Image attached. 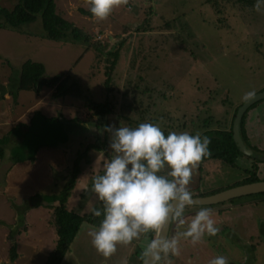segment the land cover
I'll use <instances>...</instances> for the list:
<instances>
[{
  "label": "rangeland",
  "instance_id": "1",
  "mask_svg": "<svg viewBox=\"0 0 264 264\" xmlns=\"http://www.w3.org/2000/svg\"><path fill=\"white\" fill-rule=\"evenodd\" d=\"M15 1L0 0V5L11 8ZM219 1L129 0L127 5L115 8L107 19L101 21L87 13L90 7L87 0H55L59 14L83 31L93 33L94 40L99 39L106 44L102 51L92 41L47 39L39 18L15 29L3 27L0 18V136L10 134V129L19 122L28 123L35 110L46 116H61L68 121L76 118L87 120L84 125L88 126L83 131L75 127V131L68 132L66 142L59 146L40 148L33 161H10L11 150H15L18 139L9 137L4 145L5 156L0 160V219L14 227L5 229L0 224L1 264L3 261H15L12 264L45 263L56 246L53 210L40 205L23 213L16 206L27 207L44 196L56 195L77 151H82L97 138L102 140L105 137V150L99 152L88 147V164L84 159L80 161L81 166L85 165L82 175L86 178L92 176L97 156L112 155L110 134L105 129L131 125L129 121L135 117L125 119L123 116H129L125 105L132 100L134 82L139 84L138 92L134 93L136 97L141 96L139 92L145 85L151 86L150 96L149 93L143 96V107L148 109L146 115H153L157 124L163 125V118L158 121L159 114L168 111L167 116L171 120L184 123L194 130V134L201 133L199 124L208 116L214 118L213 128L218 126L216 120L224 118L229 121L234 108L246 94L254 95L264 87V3L260 12L253 8L257 0L241 9L225 6L223 11H216ZM171 18L190 25L192 38L186 39L182 35L187 50L171 39L172 29L162 28L164 22ZM117 47L116 65L109 84L105 86V70L111 61L108 52L117 50ZM26 60L42 62L48 77L56 73L69 74L94 101H102L106 96L114 99V112L106 117L89 119V110L83 100L70 96L54 97L53 89L46 87L39 94L21 90L15 98L17 70ZM148 63L151 65L149 68ZM140 76L145 78L143 82ZM3 89L11 95H2ZM134 116L139 118L140 114ZM211 159L201 160L193 170L189 184L192 194L203 189L207 194L220 191L245 176L244 170H240L243 166L241 158L237 159L235 167L220 159ZM216 161L221 162L222 170L211 174L207 171V164ZM261 177L264 178V173ZM241 198L238 202L222 206L234 214L236 205L252 202L251 214L264 224V193ZM48 201L53 202L51 199ZM91 201L89 198L88 202ZM68 207L73 208L70 203ZM249 207L247 211L238 206V210L242 216L251 217ZM194 210L196 208H191L189 212ZM92 228L89 222L81 226L60 264H122L124 260L138 264L139 259L131 243L118 244L116 253L110 258L100 255L88 236ZM178 228L182 229V225ZM5 232L16 241L14 260L9 258L12 240H5ZM261 232L258 226L248 230L247 234L238 232L244 244L258 245L254 253L256 260L252 264H264V233ZM230 251L236 253L233 247ZM205 257L212 259L211 255Z\"/></svg>",
  "mask_w": 264,
  "mask_h": 264
},
{
  "label": "clouds",
  "instance_id": "2",
  "mask_svg": "<svg viewBox=\"0 0 264 264\" xmlns=\"http://www.w3.org/2000/svg\"><path fill=\"white\" fill-rule=\"evenodd\" d=\"M89 11L97 20H105L112 11L129 0H87ZM264 0H257L255 11H261ZM253 93L246 94L251 96ZM112 155L98 157L92 169L90 191L100 202L93 216L101 218L88 232L91 244L104 258L117 251L118 244L127 245L142 235L155 233L140 259L143 264H172L169 255L181 254L180 239H190L193 246L205 235L219 232L212 209L201 207L185 220V210L193 205L189 189L193 170L204 157L210 156L209 137L197 132L169 131L165 136L159 124L144 122L136 127L108 126ZM185 225L169 238L163 235L165 225ZM127 264V261H122ZM208 264H229L227 257L217 255Z\"/></svg>",
  "mask_w": 264,
  "mask_h": 264
},
{
  "label": "trees",
  "instance_id": "3",
  "mask_svg": "<svg viewBox=\"0 0 264 264\" xmlns=\"http://www.w3.org/2000/svg\"><path fill=\"white\" fill-rule=\"evenodd\" d=\"M254 1L255 0H221V2L219 1L218 3L219 6L222 5V8L218 6L216 11H223L225 6H229V9H241L252 5ZM87 13L91 14L90 11ZM0 18H2V26L8 29L18 28L24 23H29L39 18L44 30V36L47 39L52 41L70 39L71 41H83L85 43L92 41V43L99 49L106 47V44L101 43V40H94L93 33L83 31L81 28L75 26L73 22L65 19L61 14H59L56 11L55 0H16L11 8L0 5ZM162 28L168 30L172 29L173 33L169 35L171 39H173L180 47H184L186 50L188 49L185 47L186 41L182 38V35H185L186 39L192 38V34L189 33L190 25L187 22L182 23L178 19L171 18L164 22ZM121 43L122 42H120V44ZM118 47L117 50L108 52L109 57H111V61L105 70V86L109 84L112 76V70L116 65L119 51ZM150 66L151 65L148 63L147 68ZM140 80L143 82L145 78L140 76ZM7 85H9V82ZM138 85L139 84L137 82L133 83L132 100L125 105L129 110V116L126 115L123 116V118L128 119V117H135L133 121H129L131 124L129 127H136L140 123L144 122L157 124V118L153 115H146L148 109L147 107H143V96L147 93H149L148 96H150L151 86L149 87L145 85L139 92L141 96L136 97L134 93L138 92ZM45 87L53 89L52 93L54 97L70 96L72 98H79L83 100L85 106L89 110V119H93L95 116L106 117L114 112V105L112 104L114 99L110 100L108 96H106L102 101H94L83 92L80 84L74 79H71L69 74L56 73L53 76L48 77L45 76V67L42 62L32 60L24 61L17 70V80L14 88L15 98H17V94L21 90L34 91L39 94ZM1 93L2 95L5 93L11 95L9 91H4V89ZM126 93L127 92H125V94ZM137 114H140L139 118L134 116ZM167 115L168 111L160 113L158 120L160 122L163 118V125L160 123V127L164 131L165 136H167L169 131H188L189 133L194 134L192 132L194 130L187 128L184 123L181 124L178 120H171V118ZM164 117L169 119L166 120ZM221 120H224V118L219 119V121L216 120V122L218 121L217 130H214L211 126L214 121L212 116H208L205 121L203 120L199 124L202 135L211 133V135L208 136L211 140L209 145L211 155L204 158H218L230 165H233L235 157L240 154V152L233 140L232 128L229 127L228 129H225V126H223L225 122H221ZM86 121L87 120H78V118L68 121L65 118H61V116H46L41 111L35 110L30 115L28 123L19 122L10 129V134L0 136V160L5 156L4 145L11 136L17 138L18 140L16 142L15 150H11L9 157L10 161L14 163L27 160L33 161L40 148H53L66 142L69 136L68 132L71 133L75 131V127L79 130L81 129L80 131L87 129L88 126L84 125ZM241 133L244 137L242 129ZM105 146V137L102 140L97 138L94 143L86 146L82 149V151H77L70 170L64 176V183L56 195L44 196L36 203H31L30 205L27 204V207L16 206V209H20L23 213L28 210V208L43 204L53 210V224L57 236L56 246L48 255L44 264L61 263L63 256L69 249L70 244L74 241V238L83 222H89L94 226L99 224L101 218L87 213L79 214L73 209L67 207V201L76 185L78 175L81 171L80 161L84 159L85 163L89 162L88 147L90 149H95V151H101L105 150ZM257 170L258 168L256 164H254L251 169L246 170L247 176L244 180L238 181L226 188L242 183L258 181L259 177L257 175ZM42 199L44 200L43 202ZM49 199L53 202L48 201ZM148 236H150L151 239L152 233H149ZM15 257V246L12 245L9 249V258L14 260Z\"/></svg>",
  "mask_w": 264,
  "mask_h": 264
},
{
  "label": "flooded vegetation",
  "instance_id": "4",
  "mask_svg": "<svg viewBox=\"0 0 264 264\" xmlns=\"http://www.w3.org/2000/svg\"><path fill=\"white\" fill-rule=\"evenodd\" d=\"M263 89H264V87L262 88V90ZM249 97L250 96H248L247 98H249ZM247 98L242 100L234 108V112H233L232 116L230 117L229 121L221 120V122H225V124L223 125V126H225V129H228L229 127L232 128V124H233V120L235 118L236 111H237L238 107ZM260 102L264 103V99L255 102L254 104H252L251 106H249L245 110V112L243 113L242 118H241V122H240L241 127L240 128L242 129V132H244L243 138L245 139V141L249 147H251L255 150L264 151V140H262V141L258 140L256 135H253L254 137H252V138H247L248 133L246 130V120H247L248 113L252 110V108L258 106V104ZM263 109H264V106H263ZM218 121H217V124H218ZM226 124H229V125L227 126ZM217 129H218V126L216 128H214V130H217ZM259 131H260V129H259ZM237 156H239V157H237ZM237 156L234 159V164L231 166L235 167V164H236L235 161L239 158H242L243 166L241 167L240 170L241 171H242V169L244 170L245 176L241 180H244V178L247 176L246 170L251 169L254 164H256V166L258 168L259 163H264V162H259L255 159H251L250 157L246 156L245 154H242L241 152ZM209 159H211V158H204L202 160L206 161ZM241 180H239V181H241ZM259 180H261V179H259ZM242 184H244V183H242ZM233 186H236V185H233ZM233 186H231V187H233ZM216 188H218V187H216ZM247 196H250V195H246L244 197L246 198ZM241 197H243V196H241ZM241 197L229 199L227 201L217 203V204H211V205H205V206H196L197 207L196 210L191 211V212H189V211L192 208V205L187 207L185 210V220L186 221L191 220V218L195 215V213L197 211H199V209L201 207L211 208L213 210L212 211V217L216 221V226L219 228V232L215 236L205 235L203 240L200 243L196 244L195 246L192 245L190 239L181 238L180 239L181 254L178 257L169 255L167 257V259H170L172 261V264H204L203 261L206 262V264H208V261L210 259L206 258L205 255H208V256L211 255L212 258H214L217 255H223V256L227 257L229 264H235V263L236 264H249V262L252 264L253 261L256 260L254 253H255L256 247L258 245L244 244L242 242V238L239 236L238 232H243V233L247 234L246 232L248 230H250V229L252 230L254 227L258 226L260 228V231H262L261 234H263L264 233L263 221L258 222L257 218L255 220L254 215L251 214V212H253L251 210L252 209V205H251L252 202L236 205L237 207L235 209L237 211L234 214H230L231 212L229 211V209H227L226 206H222L225 203L238 202L240 199H242ZM238 206H239V208H241V210L246 208L247 211H248L247 207L250 206L249 208H250L251 217L242 216V212L238 210ZM178 226L179 225H177L175 223L170 225L169 235H168L169 238H171L173 235H175L178 231H184L187 227V224L182 225V229H179ZM226 237H229V240H227ZM250 237H252V236L250 235ZM236 238H238L237 241H236ZM231 247L236 249L235 254H233L230 251ZM194 249H196V250H195V253L193 254ZM196 251L198 252V254H196ZM137 252L138 253L136 254V256L138 255L137 257L139 259L138 264H140V262L142 261L140 259V257L142 255L143 250L139 248ZM184 252L186 253V257H184ZM250 260H252V262ZM161 264H166V260L162 261Z\"/></svg>",
  "mask_w": 264,
  "mask_h": 264
},
{
  "label": "crops",
  "instance_id": "5",
  "mask_svg": "<svg viewBox=\"0 0 264 264\" xmlns=\"http://www.w3.org/2000/svg\"><path fill=\"white\" fill-rule=\"evenodd\" d=\"M261 90H262V88L259 89L258 91H261ZM258 91H256V92H258ZM7 94L8 93H5L4 95H7ZM17 96H18V94H17ZM263 106H264V103L263 102H260L258 104V106L252 108V110L248 113L247 120H246V130H247V133H248V137L247 138H252V137H254L253 135H256L257 138H258V140H261V141L264 140V109H263ZM259 129H260V131H259ZM99 152H102V151H99ZM211 160H214V159H211ZM86 164H88V163H86ZM207 165H209L207 171L209 173H211V174H214L216 171H221L222 170L221 169V167H222L221 162L216 161V162L209 163ZM84 166H81V171H80V174L78 175L76 185L73 188L72 193H71V195H70V197H69V199H68L67 202L70 203V204H72L73 208H76V210L73 209V208H70V209H73L77 213H79V214H86V213L87 214H90L91 213V209H92V207L94 205H97V207L95 206L96 208H100L102 206H99L101 204L96 199V196H95L94 193H92L90 191H85L84 190L85 188H90L91 187V182H92V176L88 175V178H86V176H83L82 175V170H83V167ZM262 166H264V163H259L258 164L257 175H258L259 179L262 178L261 176L264 173V167H262ZM224 170H226V169H224ZM223 172H221V173H223ZM64 176H65V174L63 175L62 178H64ZM263 179L264 178H262L261 180H263ZM210 190H212V189H210ZM205 195H209V194L205 193V190L204 189H203V191H200L199 190V191H196L195 193L192 194L193 197L205 196ZM13 197H15V196H13ZM89 198H92V201L91 202H88V199ZM68 203H67V207H68ZM12 208H13V203H12ZM192 208H197V207L196 206H192ZM0 220H1L0 221L1 223L0 224L1 225H4L5 226L4 227L5 229L8 228V229L11 230L14 227L11 224H8L7 225L4 220H2V219H0ZM92 226L94 227V225H92ZM4 237H5V240L6 241L7 240H12V241H10V243L13 244V246H15L16 241L14 240L13 237H11L10 234H7L5 232L4 233ZM143 237H145V235H142L141 238L134 239L131 242V245L133 246V248L135 250V254L138 253L137 251L140 248V246L138 247V244H141V248L140 249H142L143 251H144V249L147 246L146 245L147 241H145V243L143 241H141V239ZM145 239H146V237H145ZM127 259L130 260L128 257H127ZM131 259L133 260V257ZM9 261H11V260H9ZM12 263H15V261H11V262L3 261L2 264H12ZM0 264H1V259H0Z\"/></svg>",
  "mask_w": 264,
  "mask_h": 264
},
{
  "label": "water",
  "instance_id": "6",
  "mask_svg": "<svg viewBox=\"0 0 264 264\" xmlns=\"http://www.w3.org/2000/svg\"><path fill=\"white\" fill-rule=\"evenodd\" d=\"M262 99H264V89L255 93L254 95L250 96L249 98H247L238 107L236 114H235V118L233 120V124H232V136H233V140H234L235 145L237 146L238 150L242 154H245L246 156L250 157L251 159H255L259 162H264V151L255 150V149L248 146V144L246 143L245 139L242 136L241 128H240V122H241V118H242V115L245 112V110L249 106L254 104L255 102L262 100ZM209 135H211V133H207L204 136L208 137ZM236 161H235V163H236ZM259 193H264V180H258L255 182L239 184V185H236L233 187H229V188L220 190V191L215 192L213 194L193 197L194 203L192 206H205V205L217 204V203L227 201L229 199H233V198H237V197H241V196H246V195L259 194ZM84 223L85 222H83L81 224V226ZM90 225H92V224H90ZM81 226H80V228H81ZM80 228H79V230H80ZM169 229H170V225H165L163 235L168 236L169 235ZM155 235H156L155 233H152L151 239H154ZM145 237H146V239H145ZM145 237H143L141 239V241H143L144 243H145V241H147V243H148L151 240L150 236H148V234H146ZM147 243H146V245H147ZM139 246L141 248V244H138V247ZM128 264H129V262H128ZM140 264H143V261H141ZM148 264H151V257L148 258Z\"/></svg>",
  "mask_w": 264,
  "mask_h": 264
}]
</instances>
